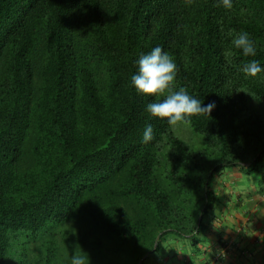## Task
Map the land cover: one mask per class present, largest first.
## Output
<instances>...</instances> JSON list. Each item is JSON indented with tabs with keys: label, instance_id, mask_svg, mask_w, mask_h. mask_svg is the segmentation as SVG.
I'll return each mask as SVG.
<instances>
[{
	"label": "trees",
	"instance_id": "trees-1",
	"mask_svg": "<svg viewBox=\"0 0 264 264\" xmlns=\"http://www.w3.org/2000/svg\"><path fill=\"white\" fill-rule=\"evenodd\" d=\"M232 4L0 0V264H149L168 237L196 247L215 177L264 157V72L242 71L264 68V0ZM241 32L255 56L231 44ZM155 47L210 116L173 128L146 112L156 98L131 76Z\"/></svg>",
	"mask_w": 264,
	"mask_h": 264
},
{
	"label": "crops",
	"instance_id": "crops-1",
	"mask_svg": "<svg viewBox=\"0 0 264 264\" xmlns=\"http://www.w3.org/2000/svg\"><path fill=\"white\" fill-rule=\"evenodd\" d=\"M215 206L196 247L168 237L149 264H264V157L257 171L228 168L215 177Z\"/></svg>",
	"mask_w": 264,
	"mask_h": 264
},
{
	"label": "clouds",
	"instance_id": "clouds-1",
	"mask_svg": "<svg viewBox=\"0 0 264 264\" xmlns=\"http://www.w3.org/2000/svg\"><path fill=\"white\" fill-rule=\"evenodd\" d=\"M186 5H191L193 0H184ZM217 7L231 9L232 0H216ZM231 44L242 50L245 57L255 56L256 48L247 32L235 35ZM138 72L131 76V83L138 94L153 96L156 99L146 105V112L153 118L166 119L168 124L175 128L178 125H187L196 116L211 114L215 102L206 106L197 98L189 94L185 87L176 88L178 68L174 58L160 47L153 48L150 53L142 54L138 59ZM245 77H257L264 72L258 61L252 60L242 68ZM153 127L146 124L143 133V142L148 143L153 139ZM85 253V252H83ZM71 264H89L87 253H75Z\"/></svg>",
	"mask_w": 264,
	"mask_h": 264
},
{
	"label": "rangeland",
	"instance_id": "rangeland-1",
	"mask_svg": "<svg viewBox=\"0 0 264 264\" xmlns=\"http://www.w3.org/2000/svg\"><path fill=\"white\" fill-rule=\"evenodd\" d=\"M182 133H183V137L186 141H190L194 138L193 135L191 134V132L189 131V129H187V128H184L182 130ZM194 141L196 142V140H194ZM200 143H201V141H199V144ZM195 145L197 146L198 144L196 143Z\"/></svg>",
	"mask_w": 264,
	"mask_h": 264
},
{
	"label": "water",
	"instance_id": "water-1",
	"mask_svg": "<svg viewBox=\"0 0 264 264\" xmlns=\"http://www.w3.org/2000/svg\"><path fill=\"white\" fill-rule=\"evenodd\" d=\"M146 258V256L139 262V264H141L142 263V261L144 260Z\"/></svg>",
	"mask_w": 264,
	"mask_h": 264
}]
</instances>
